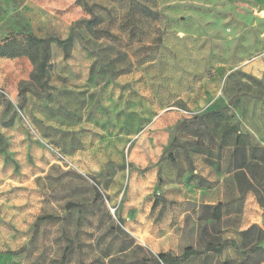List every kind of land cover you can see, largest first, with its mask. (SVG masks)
<instances>
[{"label": "rangeland", "instance_id": "1", "mask_svg": "<svg viewBox=\"0 0 264 264\" xmlns=\"http://www.w3.org/2000/svg\"><path fill=\"white\" fill-rule=\"evenodd\" d=\"M5 43L0 264H264V0H0Z\"/></svg>", "mask_w": 264, "mask_h": 264}, {"label": "trees", "instance_id": "2", "mask_svg": "<svg viewBox=\"0 0 264 264\" xmlns=\"http://www.w3.org/2000/svg\"><path fill=\"white\" fill-rule=\"evenodd\" d=\"M85 6L88 8H91L88 3L85 2ZM28 39L31 42L34 43H42L43 44V53L40 61L38 62V68H37V76L41 77L45 75L46 73V65H47V58H48V47L51 42H56L58 45L62 46L64 51L67 53L69 45L71 43V36L61 39L59 37H47V38H38L34 35L29 34ZM14 51L12 49H9V44L5 43L3 45H0V55L3 54H13ZM255 150H258L256 148ZM261 152H264V149H260ZM244 165H239L238 168H243ZM223 203H219L213 207L214 215L213 217L216 219H220L223 216ZM56 217L53 215H46L43 217H40L38 220H49V219H55ZM244 234L246 235H255L256 236V242H255V248L257 250L262 251L264 253V247L261 246V243L264 241V231L258 227L257 225H252L249 227L246 231H244ZM196 250L193 247H187L184 252L181 255H172L170 253H159L158 258H154L153 260L156 263H159V261L165 262L166 264H180L187 260L190 256L195 254ZM225 264H232L230 262H226Z\"/></svg>", "mask_w": 264, "mask_h": 264}]
</instances>
